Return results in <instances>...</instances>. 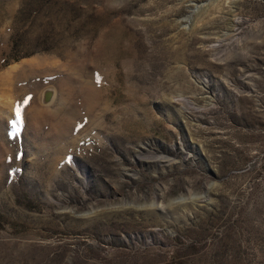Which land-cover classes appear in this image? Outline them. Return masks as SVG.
Here are the masks:
<instances>
[{
  "label": "rangeland",
  "instance_id": "374dc122",
  "mask_svg": "<svg viewBox=\"0 0 264 264\" xmlns=\"http://www.w3.org/2000/svg\"><path fill=\"white\" fill-rule=\"evenodd\" d=\"M0 264H264V0H0Z\"/></svg>",
  "mask_w": 264,
  "mask_h": 264
},
{
  "label": "bare ground",
  "instance_id": "6f19581e",
  "mask_svg": "<svg viewBox=\"0 0 264 264\" xmlns=\"http://www.w3.org/2000/svg\"><path fill=\"white\" fill-rule=\"evenodd\" d=\"M33 113H34V115H31L32 114L31 113L30 114V117L29 116L28 117L25 116L26 117L27 125L30 124V125H35V127H37V126L42 127V126L48 124L49 117H48V114H46L44 111H42V110L40 112H35L34 111ZM39 116H43V118H40ZM54 116L56 117V115H51L50 118L53 119V120H55V117ZM55 126H56V128H59V129L61 127H63L65 129L64 124L61 123V122L58 123V124H56Z\"/></svg>",
  "mask_w": 264,
  "mask_h": 264
},
{
  "label": "snow or ice",
  "instance_id": "6c2138e0",
  "mask_svg": "<svg viewBox=\"0 0 264 264\" xmlns=\"http://www.w3.org/2000/svg\"><path fill=\"white\" fill-rule=\"evenodd\" d=\"M17 115L19 116V111L17 112Z\"/></svg>",
  "mask_w": 264,
  "mask_h": 264
}]
</instances>
